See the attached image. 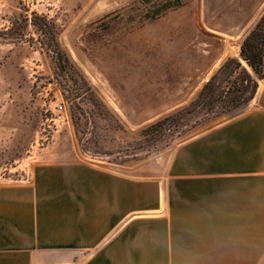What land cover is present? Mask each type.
Returning a JSON list of instances; mask_svg holds the SVG:
<instances>
[{
  "label": "rangeland",
  "instance_id": "374dc122",
  "mask_svg": "<svg viewBox=\"0 0 264 264\" xmlns=\"http://www.w3.org/2000/svg\"><path fill=\"white\" fill-rule=\"evenodd\" d=\"M22 2L20 10L17 0H0V185L27 180L51 146L74 147L80 159L110 169L150 160L248 105L190 106L227 59H239L264 0ZM24 10L59 26L67 63L36 41L31 24L23 41L2 39ZM59 105L63 123L51 120Z\"/></svg>",
  "mask_w": 264,
  "mask_h": 264
},
{
  "label": "crops",
  "instance_id": "0c3cea01",
  "mask_svg": "<svg viewBox=\"0 0 264 264\" xmlns=\"http://www.w3.org/2000/svg\"><path fill=\"white\" fill-rule=\"evenodd\" d=\"M45 151L0 185V264H264V80L151 161Z\"/></svg>",
  "mask_w": 264,
  "mask_h": 264
},
{
  "label": "trees",
  "instance_id": "16d2710c",
  "mask_svg": "<svg viewBox=\"0 0 264 264\" xmlns=\"http://www.w3.org/2000/svg\"><path fill=\"white\" fill-rule=\"evenodd\" d=\"M23 6L22 0H17ZM28 10L19 13L10 20V26L3 32L2 39L8 42H20L25 39L24 28L31 24L37 32L36 41L42 46L46 45L53 57L62 62H68L66 55L60 49L58 36L59 26L46 16ZM30 40H34L31 38ZM264 77V13L242 40L238 58L227 59L219 69L202 86L192 107L212 109L216 105L222 111H230L247 104L253 98L258 87V80ZM169 118H164L152 124L150 128L163 125Z\"/></svg>",
  "mask_w": 264,
  "mask_h": 264
},
{
  "label": "built area",
  "instance_id": "2783aa9c",
  "mask_svg": "<svg viewBox=\"0 0 264 264\" xmlns=\"http://www.w3.org/2000/svg\"><path fill=\"white\" fill-rule=\"evenodd\" d=\"M51 120L57 123H63L66 120V115L61 105L57 106L56 109L53 111Z\"/></svg>",
  "mask_w": 264,
  "mask_h": 264
}]
</instances>
